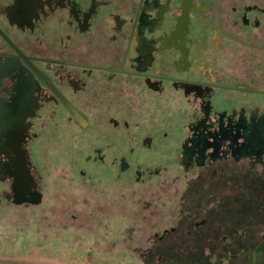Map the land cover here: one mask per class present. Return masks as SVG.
<instances>
[{
  "label": "flooded vegetation",
  "instance_id": "1",
  "mask_svg": "<svg viewBox=\"0 0 264 264\" xmlns=\"http://www.w3.org/2000/svg\"><path fill=\"white\" fill-rule=\"evenodd\" d=\"M222 1L0 0V201H42L31 147L63 135L117 177L169 138L184 171L264 178V3Z\"/></svg>",
  "mask_w": 264,
  "mask_h": 264
},
{
  "label": "rangeland",
  "instance_id": "2",
  "mask_svg": "<svg viewBox=\"0 0 264 264\" xmlns=\"http://www.w3.org/2000/svg\"><path fill=\"white\" fill-rule=\"evenodd\" d=\"M239 1L264 3L227 0L225 9ZM86 139L32 145L42 201H0V264H250L239 250L264 240V178L209 163L184 171L169 138L128 147L131 167L117 177L119 165L84 160ZM145 167L154 172L138 179Z\"/></svg>",
  "mask_w": 264,
  "mask_h": 264
}]
</instances>
